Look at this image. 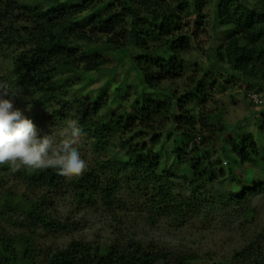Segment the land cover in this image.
Listing matches in <instances>:
<instances>
[{"label":"rangeland","instance_id":"1","mask_svg":"<svg viewBox=\"0 0 264 264\" xmlns=\"http://www.w3.org/2000/svg\"><path fill=\"white\" fill-rule=\"evenodd\" d=\"M122 2L100 0L95 2V11L106 12L113 5L121 6ZM167 2L172 6L179 4L177 0ZM220 2H207L200 23L191 12L182 13V31L190 40L188 50L183 55L184 73L172 83L164 82L156 89L141 85L132 70L133 56L137 50L129 46L114 53H106L107 64L103 71H89L83 78L73 80L72 85L62 86L65 94L61 95L62 90H59L56 99L40 100L32 90H8L10 94L17 93L16 106L27 109L26 114L38 130L49 134L52 130L57 134V139L69 119L77 120L74 109L82 98L99 101L104 96L96 124L105 115H114L110 125L114 130L124 106L134 103L142 106L144 102L152 100L165 101L172 91L183 96L197 85H202L206 91L201 95L207 98L205 102L201 99L199 103L188 106V111L196 116L195 124L186 121L182 128H175L172 124L164 127L175 134L162 152L159 148L155 149L160 153L162 163L157 174L152 177H146L130 164L140 153L137 145L130 141V130L115 133L110 140L109 150L102 152L96 149L95 138L86 134L80 147L81 157L87 163L84 175L94 170L99 186L105 187L114 181L118 185V191L114 193L109 206L104 204L100 192L94 190L92 185L88 186L87 193L88 196L93 193L94 199L86 203L84 197L88 196L80 197L71 184L74 179L55 189L43 184H31L23 173L4 171L0 165V196L13 192L18 198L30 200L47 197L44 212L48 216L63 223L70 221L77 224L69 232L57 233L45 229L42 224L28 219L22 213L0 219V232L12 236L23 235L35 243L39 264H50L48 259L53 253L74 241L106 246L116 242L125 243L131 238L145 244L156 242L161 246L182 250L183 253H195L199 256L196 264H237L233 260L235 254L254 241H259V235L264 233V192H248L246 201H239L238 196L244 193L247 184L264 182V172L250 177L258 170L255 165L249 170L250 173H244L237 165L230 146L221 141L230 140L234 133L221 135L219 130L224 125L245 122L264 155V103L256 104L251 97L252 94H258L259 99L264 100V88L251 89L250 85L239 80L228 82L219 66L218 73L215 72L214 68L218 65L215 52L229 38L218 15ZM127 26L130 38H136L137 31L130 24ZM11 57L12 51L0 50V78L10 75ZM220 65L229 67L225 63ZM124 81L128 95L121 98L116 89ZM259 81L264 87V78ZM55 111L63 112L65 118L55 119ZM215 116L219 119H214ZM182 132L192 140L186 150L187 156L193 155L195 144L208 151L206 160L202 161V171L208 173L202 179H198L191 166L179 164L178 156H173L174 138ZM222 147H226V152ZM164 194L165 197L169 196L170 203L185 202L192 209L184 215L164 214V204L161 203L163 197L156 196ZM257 247L259 253L263 254L260 264H264V239ZM0 259L4 264H18V261ZM56 263L63 264L60 261ZM239 264L244 263L242 261Z\"/></svg>","mask_w":264,"mask_h":264},{"label":"trees","instance_id":"2","mask_svg":"<svg viewBox=\"0 0 264 264\" xmlns=\"http://www.w3.org/2000/svg\"><path fill=\"white\" fill-rule=\"evenodd\" d=\"M40 1V2H39ZM100 0H0V50L12 51L11 73L0 78L8 90H32L40 100L53 99L65 94L63 87L72 85L92 70L103 71L107 64L106 53H114L125 47H133L137 54L133 56L132 70L137 74L140 84L156 89L164 82H174L185 70L183 55L188 50L190 37L182 31V13L191 12L200 23L204 18V8L210 0H177L172 6L167 0H123L121 6L108 8L106 12H96L95 2ZM221 25L228 31V41L215 52L218 66L225 72V80L244 81L251 89L264 88L260 78H264V0H221L218 5ZM129 22V23H128ZM130 27L137 31L136 38H130ZM107 36L106 38L103 36ZM102 36V37H101ZM132 42V43H131ZM227 64L224 68L220 64ZM58 77L59 80L57 79ZM202 85H197L189 93L179 96L175 92L165 101L152 100L142 106H124L116 129L111 128V118L107 114L96 124V118L103 106V97L99 101L82 98L77 101L74 112L84 132L95 138V147L99 152L109 150L110 140L117 132L131 131L130 141L139 148V157L130 163L146 177L157 174L162 163L160 153L174 136L164 127L172 124L182 128L184 123L195 124L196 116L188 111V106L195 102H204L206 97ZM116 93L125 98L128 95L124 81ZM63 112H54V118L63 120ZM218 120L219 117H213ZM221 119V118H220ZM204 120V119H203ZM205 121V120H204ZM223 135L233 132L230 140L223 141L230 146L239 168L247 174L257 165L250 177L264 172V155L253 133L248 131L245 122L236 125H224L220 130ZM192 140L183 132L176 134L173 142V156H178L179 164L186 163L198 175V179L208 172L202 171L207 149H200L195 144L192 156L186 150ZM226 152V147H222ZM2 170H11L10 165H1ZM23 173L31 184H43L59 188L69 179L58 175L55 169L33 170L24 167L14 171ZM97 172L94 170L72 180L80 197L88 196V186L100 192L104 204L109 206L118 191V185L111 183L104 186L97 184ZM264 192V182L247 184L239 201H246L248 192ZM81 192V193H80ZM164 214L184 215L192 209L185 202H172L164 195ZM167 196V195H166ZM94 194L84 197L91 203ZM47 197L30 200L16 197L13 192L0 196V219L15 213H22L28 219L38 222L49 231L69 232L77 224L62 222L44 212ZM170 199V198H169ZM178 220V219H176ZM259 241L245 247L235 254L233 260L239 264H260L263 254L258 247ZM37 246L25 236H12L0 232V257L18 264H39ZM199 256L195 253L174 250L156 242L145 244L136 238L127 242H116L106 246H95L81 241H74L64 249H58L48 260L50 264H196ZM0 264H4L0 259ZM218 264V263H216Z\"/></svg>","mask_w":264,"mask_h":264},{"label":"clouds","instance_id":"3","mask_svg":"<svg viewBox=\"0 0 264 264\" xmlns=\"http://www.w3.org/2000/svg\"><path fill=\"white\" fill-rule=\"evenodd\" d=\"M17 93H9L0 83V165H10L11 171L21 167L33 170L55 169L69 180L80 178L87 171L80 147L86 133L78 120L69 119L57 134L38 130L26 114L16 106Z\"/></svg>","mask_w":264,"mask_h":264},{"label":"built area","instance_id":"4","mask_svg":"<svg viewBox=\"0 0 264 264\" xmlns=\"http://www.w3.org/2000/svg\"><path fill=\"white\" fill-rule=\"evenodd\" d=\"M251 97H252V99L254 100V102L256 104L264 103V100L259 99V95L258 94H252Z\"/></svg>","mask_w":264,"mask_h":264}]
</instances>
